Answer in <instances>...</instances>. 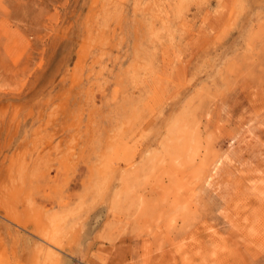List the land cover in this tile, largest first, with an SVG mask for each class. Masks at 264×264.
I'll return each instance as SVG.
<instances>
[{"label": "rangeland", "instance_id": "rangeland-1", "mask_svg": "<svg viewBox=\"0 0 264 264\" xmlns=\"http://www.w3.org/2000/svg\"><path fill=\"white\" fill-rule=\"evenodd\" d=\"M264 264V0H0V263Z\"/></svg>", "mask_w": 264, "mask_h": 264}, {"label": "bare ground", "instance_id": "bare-ground-1", "mask_svg": "<svg viewBox=\"0 0 264 264\" xmlns=\"http://www.w3.org/2000/svg\"><path fill=\"white\" fill-rule=\"evenodd\" d=\"M2 263H0V264H3V261H1Z\"/></svg>", "mask_w": 264, "mask_h": 264}]
</instances>
